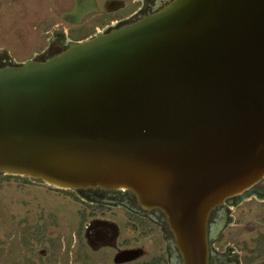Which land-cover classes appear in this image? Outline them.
<instances>
[{
	"label": "water",
	"instance_id": "1",
	"mask_svg": "<svg viewBox=\"0 0 264 264\" xmlns=\"http://www.w3.org/2000/svg\"><path fill=\"white\" fill-rule=\"evenodd\" d=\"M0 174L131 191L206 264L211 212L264 179V0H173L0 68Z\"/></svg>",
	"mask_w": 264,
	"mask_h": 264
},
{
	"label": "flooded vegetation",
	"instance_id": "2",
	"mask_svg": "<svg viewBox=\"0 0 264 264\" xmlns=\"http://www.w3.org/2000/svg\"><path fill=\"white\" fill-rule=\"evenodd\" d=\"M119 1L120 7L105 20L108 23L101 29L95 27L93 35L84 40L97 32L108 33L136 23L161 11L173 0ZM66 35L68 32L65 34L63 30L62 34L53 36L51 50L46 53L47 58L37 60L44 62L64 53L73 42ZM78 192L82 194L79 199L84 208L80 213L79 228L74 236L67 239L68 247L64 245V255H67L72 240L75 242V252L71 254L74 257L65 264H185L176 235L162 210L144 208L131 191L90 189ZM237 212L240 214L238 226L242 230L238 244L230 239L231 230L236 226ZM251 217H254V222L250 221ZM125 230L127 234L139 239L125 238ZM252 235L255 238L249 239L248 236ZM140 241L147 245H142ZM207 247L206 264H252L263 257L264 179L242 195L226 200L211 212L207 223ZM49 254L40 251L34 264H37L40 257L50 262L52 255ZM261 264H264V260Z\"/></svg>",
	"mask_w": 264,
	"mask_h": 264
},
{
	"label": "rangeland",
	"instance_id": "3",
	"mask_svg": "<svg viewBox=\"0 0 264 264\" xmlns=\"http://www.w3.org/2000/svg\"><path fill=\"white\" fill-rule=\"evenodd\" d=\"M118 7L119 0H0V68L46 59L52 37L63 30L73 42L84 40L93 35L95 27L101 29L107 24L106 18ZM80 197L79 192L0 174V264H34L40 251L51 253L52 258L46 262L40 257L37 264L71 261L75 242L72 240L67 255L64 245L68 247L67 239L74 236L81 223L84 207ZM235 218L230 239L238 244L242 236L238 212ZM124 237L139 239L126 230ZM263 260L264 254L252 264Z\"/></svg>",
	"mask_w": 264,
	"mask_h": 264
}]
</instances>
